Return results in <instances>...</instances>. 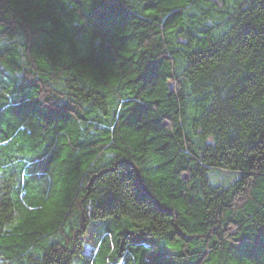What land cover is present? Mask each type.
Returning a JSON list of instances; mask_svg holds the SVG:
<instances>
[{
	"label": "trees",
	"instance_id": "16d2710c",
	"mask_svg": "<svg viewBox=\"0 0 264 264\" xmlns=\"http://www.w3.org/2000/svg\"><path fill=\"white\" fill-rule=\"evenodd\" d=\"M0 24V264L264 256V0H0Z\"/></svg>",
	"mask_w": 264,
	"mask_h": 264
},
{
	"label": "snow or ice",
	"instance_id": "6c2138e0",
	"mask_svg": "<svg viewBox=\"0 0 264 264\" xmlns=\"http://www.w3.org/2000/svg\"><path fill=\"white\" fill-rule=\"evenodd\" d=\"M183 2H186V0H181V3ZM178 6H181L180 3H172L166 5V7H178ZM80 23L83 24L84 21L81 20ZM10 35L11 32L9 26L0 24V56H3L4 52L9 50L8 45L11 44V40L8 39L7 37ZM0 66H3L2 61H0ZM12 98H13V88H9L6 85L0 84V109H3V107L7 104L8 100ZM130 179L133 178L130 177ZM54 202L55 201L52 200L49 201L47 204L42 205L46 213L49 209H52ZM30 215H35V213ZM47 219L48 217L45 216V218L38 221L37 224L46 223ZM144 223H148V221H144ZM27 230L31 231L32 228L29 227ZM248 243L252 244L254 243V241H249ZM157 247H161V246L157 245L156 241H152V240L143 241L140 245L141 255H140V259L137 261V264H168L163 251H161L160 254L156 253L155 249ZM260 258L257 260L247 258L245 264H260ZM91 259L92 256L91 253L89 252H85V254L81 257V260L84 261L85 264L87 260H91Z\"/></svg>",
	"mask_w": 264,
	"mask_h": 264
},
{
	"label": "rangeland",
	"instance_id": "374dc122",
	"mask_svg": "<svg viewBox=\"0 0 264 264\" xmlns=\"http://www.w3.org/2000/svg\"><path fill=\"white\" fill-rule=\"evenodd\" d=\"M233 177H234V175L232 173L223 172V171H217L215 173H212V175H211V178L216 183H222V184L229 183Z\"/></svg>",
	"mask_w": 264,
	"mask_h": 264
}]
</instances>
